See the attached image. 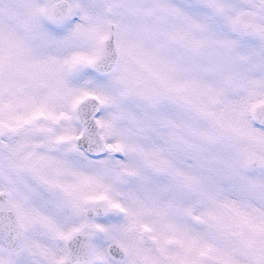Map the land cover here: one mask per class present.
<instances>
[{
  "label": "snow or ice",
  "instance_id": "obj_1",
  "mask_svg": "<svg viewBox=\"0 0 264 264\" xmlns=\"http://www.w3.org/2000/svg\"><path fill=\"white\" fill-rule=\"evenodd\" d=\"M0 264H264V0H0Z\"/></svg>",
  "mask_w": 264,
  "mask_h": 264
}]
</instances>
